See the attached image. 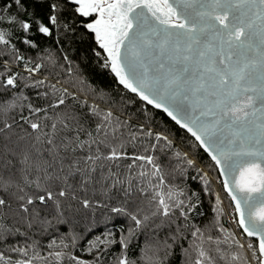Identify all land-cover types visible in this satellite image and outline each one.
<instances>
[{
	"label": "snow or ice",
	"instance_id": "obj_1",
	"mask_svg": "<svg viewBox=\"0 0 264 264\" xmlns=\"http://www.w3.org/2000/svg\"><path fill=\"white\" fill-rule=\"evenodd\" d=\"M43 2V17L22 0L0 5V21L36 50L0 29V264H107L117 243L111 264H137L129 245L147 231V264H167L186 232L183 264H264V0ZM77 35L93 37L115 89L89 83L60 46ZM149 109L186 133L187 150ZM189 169L215 199L204 228L190 216L199 193L176 182ZM97 211L131 226L119 241L88 240L93 259H82L76 225ZM59 225L68 231L42 245Z\"/></svg>",
	"mask_w": 264,
	"mask_h": 264
},
{
	"label": "trees",
	"instance_id": "obj_2",
	"mask_svg": "<svg viewBox=\"0 0 264 264\" xmlns=\"http://www.w3.org/2000/svg\"><path fill=\"white\" fill-rule=\"evenodd\" d=\"M8 3H12V0H7ZM5 0H0V5H3ZM28 12H35L38 17H43L46 15L47 7L46 3L43 0H22ZM17 11L16 7L13 5L10 10L11 14H15ZM20 18H26L25 13L20 14ZM0 29L4 30H12L13 40L12 42L16 44V46L21 50V52H25L28 55L35 56L36 50L28 49L25 45L22 44L21 40L16 39L17 36H20L21 33L15 30V26L10 25L7 20L0 21ZM35 39L41 42L42 47H57L54 44V41L47 38H41L40 36H36ZM63 46L68 52L70 57L75 61L77 65L80 67V71L87 78L89 83L97 88H101L104 90H111L117 87L113 74L109 69H101L96 62V59L93 55L92 49L96 47L94 43V39L90 35H85L82 38L77 35L75 39H73L71 46L69 47L67 41H62ZM4 59V57H0V60ZM153 118H154V126H158L160 128H167L174 136L177 144L184 150H187V140L188 137L186 133L179 129L169 118L166 117L165 114L159 112L158 110L149 109ZM203 159L206 160L207 157L201 154ZM210 172V175L215 178L216 173L211 171L210 169H206ZM177 183H181L182 186L187 187L189 191V195L192 192L199 193L200 202L197 205V208L193 210L190 214L192 218V223H195L201 228H204L206 225H210L214 213L212 212V207L215 203V199L213 196L202 191L203 182L200 180L199 175L193 169H189L186 178L181 181L177 180ZM217 190H219L218 185H213ZM227 203V201L225 202ZM202 213V215L198 214ZM224 227L230 228L234 231L235 227L233 224L227 222V218H224ZM131 225L129 224L127 218L123 216H113L111 219H106L105 216L97 211L95 216L88 220H82L78 225H76V230L79 231L83 235V239L78 241L76 248L73 250V254L80 256L82 259L91 260L93 257L84 251V248L87 247V242L90 239H94L99 236L101 239H105L104 234L106 232H112L117 241H119L121 230L123 229V234L127 236V229ZM68 231V225H59L58 231L54 229H49L48 234L44 236L37 237L41 240L42 245L48 243V241L53 236H59L60 234L66 233ZM237 232V231H236ZM167 235V230H162L159 232V238H163ZM213 236L219 235V233L213 231ZM186 239H181L177 245L173 248V255L169 257L167 264H183L185 259L184 255L181 251V245L184 248L189 246V243L192 241L193 237L190 232H186ZM153 237V233L151 231L147 232H139L132 238V243L129 245L128 254L132 259L137 260V264H147L146 259L141 260V252L140 249L145 246L147 242H149ZM109 239L111 237H108ZM47 249L43 251L41 254L44 255ZM121 251V247L119 243L113 244L107 248L106 253L104 254L105 260L107 264H111V261L114 260L115 256H117ZM195 254L193 253V256ZM215 255V254H214ZM222 264V262H220Z\"/></svg>",
	"mask_w": 264,
	"mask_h": 264
},
{
	"label": "built area",
	"instance_id": "obj_3",
	"mask_svg": "<svg viewBox=\"0 0 264 264\" xmlns=\"http://www.w3.org/2000/svg\"><path fill=\"white\" fill-rule=\"evenodd\" d=\"M234 227H235V225H234ZM235 230L237 231V233H239V231H240L239 229H236V228H235Z\"/></svg>",
	"mask_w": 264,
	"mask_h": 264
}]
</instances>
